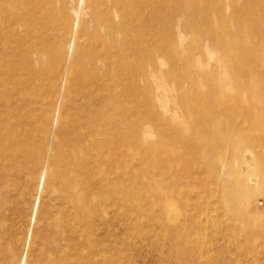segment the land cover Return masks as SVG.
Listing matches in <instances>:
<instances>
[{
  "label": "bare ground",
  "instance_id": "obj_1",
  "mask_svg": "<svg viewBox=\"0 0 264 264\" xmlns=\"http://www.w3.org/2000/svg\"><path fill=\"white\" fill-rule=\"evenodd\" d=\"M229 1L231 40L225 27L206 32L219 48L213 67L189 50L186 61L168 51L163 37L172 31L157 33L154 0H0V214L13 191L52 194L43 229L24 241L12 235L3 244L0 223L1 264H108L94 222L108 200L120 202V169L130 178L125 201L143 212L146 188L134 195V183L153 180L158 237L171 238L180 260L189 253L192 186L216 191L240 221L226 229L234 244L251 246L262 216L255 197L264 194V0ZM154 51L169 56L166 74L180 91L171 116L155 107Z\"/></svg>",
  "mask_w": 264,
  "mask_h": 264
},
{
  "label": "rangeland",
  "instance_id": "obj_2",
  "mask_svg": "<svg viewBox=\"0 0 264 264\" xmlns=\"http://www.w3.org/2000/svg\"><path fill=\"white\" fill-rule=\"evenodd\" d=\"M154 3L157 9L158 24L160 25V27L157 28V33L162 34L166 28L171 30L172 33L174 32L175 38L177 39L175 42V38L171 32L168 34V38L165 36L163 37L167 44L168 51L173 49L172 51L177 52L178 56L183 59L182 61L188 59L189 50L192 56L191 58L196 63H201L202 66L214 67L220 64L219 48L211 41L212 38L208 36L206 32L212 29L213 31L224 34V29L226 28L227 33L224 37L227 40L228 38L231 40V34L234 33L236 24L231 21V10H226L225 7H228V4H230L229 0H212V2L205 7L202 6V1L196 0V8L191 5V0H168L165 4H160L158 0H154ZM216 7L223 8L221 15L216 11ZM185 9L189 10V16L186 15ZM203 13L205 15H210V17L208 16L207 25L205 26L201 25L198 20ZM220 17L224 22L228 23V27L224 26ZM154 53L157 63L156 74L153 79L156 96L155 107L156 109L159 107L161 112H166L168 116H171L176 112V107L175 110L171 109L180 91L178 90L175 78L167 76L166 74L170 68L169 56L158 51H154ZM154 110L155 109L152 107L147 112ZM144 129L150 131V124L144 125ZM151 133H153V128ZM147 134H150V132ZM151 139L153 140L154 137L151 136ZM126 153L127 152H123L120 157H125L127 155ZM133 164L136 165V162ZM147 179L143 182L145 185L134 183L133 193L134 195H143V190L146 188L144 190L147 194V199L144 203L146 212H143L125 201L126 198L124 197L128 193L130 194V192H128L123 185L128 184L130 178L121 176L120 169L121 184L120 192H118L120 195V202L114 203L108 200L106 203V215H101L103 212H100V214H98L99 218L95 220L96 223L94 222L98 235L97 237H99L98 239L103 243L102 245H106L107 247L108 264H189L188 261L190 264H195V261L196 264H198L197 262L203 264L200 263V260L201 262L209 264H264V230L260 229L264 228V194H258L255 197L256 209H258L262 216L260 220H257L259 223L256 220V222L253 223L252 230L254 232V238L252 237V244L251 246L246 245L243 248H239L234 244L235 237L231 236L226 229L229 226L233 227V224L237 226L240 224V221L230 220L228 218L225 214L226 211L221 204L218 203V197L215 195L216 191L213 190V193H211L201 186L190 187L189 190L191 192L187 200L186 212L191 216L192 220L190 222H193V226L187 221L190 226H188V229H190L189 237L188 240L185 241H189L187 247L189 251L187 254V261L183 259L180 260V254L171 250L172 240L168 235L162 232V236L158 237L160 227L156 220H154L156 223L153 221L157 214L154 212L155 209L151 202L153 200L152 195L154 191L153 193L150 192L154 189L151 186L153 180L150 178L148 181ZM130 184L133 185V183ZM135 184L138 185V189H136L137 187H135ZM41 190V186L39 190H37L35 186L31 193L26 195V197L24 196V198L22 197L23 199H18V197L21 193L23 194L24 191L21 193L19 191H13L11 196H8V199L11 197L9 200L10 205L3 210V214H0V223L4 222L5 224L4 234L7 238L6 240H2L3 244H5L12 235L24 241L29 229H43L42 226L45 222V214L51 207L52 194L50 191L45 190H42V193ZM47 193H49L50 196ZM112 195L113 192H111L110 196L112 197ZM38 201L40 206H38ZM148 202L151 203L149 204ZM35 203L36 206L33 209ZM176 204H173L174 206H172V209L179 210V208L183 207L184 202L180 201V203ZM38 209H40V211L42 210V212H39ZM176 214L177 211L175 214L173 213L174 216H177ZM29 238L30 236H28L24 252L29 248ZM238 240L242 244L247 242L244 236L238 237ZM93 242L95 243V240H93ZM19 247L22 248L24 246L20 245ZM189 254L192 255L190 256ZM3 261V257H0V264L3 263Z\"/></svg>",
  "mask_w": 264,
  "mask_h": 264
}]
</instances>
